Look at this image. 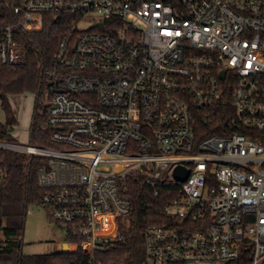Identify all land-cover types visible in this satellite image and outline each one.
Listing matches in <instances>:
<instances>
[{
  "label": "built area",
  "instance_id": "1",
  "mask_svg": "<svg viewBox=\"0 0 264 264\" xmlns=\"http://www.w3.org/2000/svg\"><path fill=\"white\" fill-rule=\"evenodd\" d=\"M49 14L62 27L41 72L53 146L0 149L39 158L38 205L73 251L122 240L136 175L154 195L178 185L170 220L144 230L143 264H264V0H19L1 65L24 64Z\"/></svg>",
  "mask_w": 264,
  "mask_h": 264
},
{
  "label": "trees",
  "instance_id": "2",
  "mask_svg": "<svg viewBox=\"0 0 264 264\" xmlns=\"http://www.w3.org/2000/svg\"><path fill=\"white\" fill-rule=\"evenodd\" d=\"M19 0H0V26L11 23L12 7ZM52 15H47L41 29L28 33L22 41L25 62L15 67L0 64V106L4 122H0V142L10 143L11 129L17 124L9 97L24 93L35 96V109L30 133L31 145L51 147L45 130L47 103L42 68L47 66L55 51L62 27L54 25ZM228 104H226V107ZM41 161L37 157L0 149V170L5 177L0 188V264H143L145 258L144 230L170 220L162 208L172 201L178 185L153 188L142 178L129 175L120 195L131 203L128 225L121 221L122 240L110 244L104 251L95 250L92 257L81 250L55 251L49 254L22 253V230L29 206L38 204L42 190L38 185L36 170ZM67 242L69 240L67 239ZM69 243H73L71 240Z\"/></svg>",
  "mask_w": 264,
  "mask_h": 264
},
{
  "label": "rangeland",
  "instance_id": "3",
  "mask_svg": "<svg viewBox=\"0 0 264 264\" xmlns=\"http://www.w3.org/2000/svg\"><path fill=\"white\" fill-rule=\"evenodd\" d=\"M88 25L89 22L86 21L77 27L83 29ZM9 101L17 122L10 131L12 140L9 144L29 146L31 145L30 133L34 117L35 96L31 93L13 95L9 97ZM4 120V113L0 106V122L3 123ZM21 240L23 254H49L55 252V242H65L66 235L51 220L43 207L34 204L27 209ZM68 246L69 251L72 252L74 250L72 243Z\"/></svg>",
  "mask_w": 264,
  "mask_h": 264
},
{
  "label": "water",
  "instance_id": "4",
  "mask_svg": "<svg viewBox=\"0 0 264 264\" xmlns=\"http://www.w3.org/2000/svg\"><path fill=\"white\" fill-rule=\"evenodd\" d=\"M221 79L223 78V74H221ZM188 175V171L181 166H178L173 171V176L177 181L183 182L185 181ZM63 252H68V245L66 243L63 244L62 250Z\"/></svg>",
  "mask_w": 264,
  "mask_h": 264
},
{
  "label": "crops",
  "instance_id": "5",
  "mask_svg": "<svg viewBox=\"0 0 264 264\" xmlns=\"http://www.w3.org/2000/svg\"><path fill=\"white\" fill-rule=\"evenodd\" d=\"M67 244V239L65 240V242ZM62 242H55V251H61L62 250V247H63V244ZM68 252H69V247H68ZM74 252V251H72Z\"/></svg>",
  "mask_w": 264,
  "mask_h": 264
}]
</instances>
